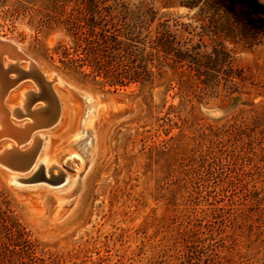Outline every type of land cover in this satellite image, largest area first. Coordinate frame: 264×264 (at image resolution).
<instances>
[{
    "label": "rangeland",
    "instance_id": "374dc122",
    "mask_svg": "<svg viewBox=\"0 0 264 264\" xmlns=\"http://www.w3.org/2000/svg\"><path fill=\"white\" fill-rule=\"evenodd\" d=\"M126 1L152 7L153 34L167 30L193 62L151 84L102 87L60 67L55 47L69 38L43 21V1L0 0V37L68 83L53 82L55 125L33 133L48 144L43 162L0 165V264H264V36L244 39L229 12L242 5L252 14L239 19L264 28V0ZM72 85L94 98L84 111ZM21 89L39 87L20 80L6 108Z\"/></svg>",
    "mask_w": 264,
    "mask_h": 264
},
{
    "label": "trees",
    "instance_id": "16d2710c",
    "mask_svg": "<svg viewBox=\"0 0 264 264\" xmlns=\"http://www.w3.org/2000/svg\"><path fill=\"white\" fill-rule=\"evenodd\" d=\"M41 1L44 2L43 21L49 26L62 25L69 38L68 42L59 41L55 47L60 67L98 80L102 87L118 89L131 84H151L155 73L160 74L164 67H182L184 62L194 60L180 46L173 49L167 30L158 37L153 34L156 11L142 3L131 4L126 0ZM197 1L190 0L186 4L195 5ZM213 4L230 9L226 0H217ZM229 12L243 24L239 33L244 39L264 36V28L253 27L252 20L242 22L239 19L242 15L252 14L242 5L237 12L232 9ZM8 230L15 239L23 238L18 231Z\"/></svg>",
    "mask_w": 264,
    "mask_h": 264
},
{
    "label": "water",
    "instance_id": "95a60500",
    "mask_svg": "<svg viewBox=\"0 0 264 264\" xmlns=\"http://www.w3.org/2000/svg\"><path fill=\"white\" fill-rule=\"evenodd\" d=\"M6 57L9 58L4 67L3 64ZM20 60H27L28 67L25 69L21 67L19 65ZM0 71H3L2 73L4 76V81L0 82L4 84L2 85L3 88L0 96L2 102L9 89L24 78L35 80L39 87L37 92L31 90L25 91L23 93L24 99H22L21 107H12L11 115L7 116L8 120L6 121V127L3 124V126L0 125V138L6 137L15 141V145L10 144L9 147H2L0 149V165L13 171H26L28 170L29 163H17L16 158L18 156L15 154L20 152L23 157L18 158L25 159V154H27V152L25 153L20 150V145L27 142L29 135L33 134L36 129L50 128L57 122L60 113V103L57 93L53 89V82L63 86H68V83L53 72L51 73L50 79H47L44 75L45 72L41 71L37 65L15 45L14 42L1 37ZM72 86L71 89L82 96L81 90ZM38 100L42 101L43 105L31 109L33 103ZM22 117L29 118L20 123L12 119H20ZM16 134L17 136H14ZM32 159L30 161H32Z\"/></svg>",
    "mask_w": 264,
    "mask_h": 264
},
{
    "label": "bare ground",
    "instance_id": "6f19581e",
    "mask_svg": "<svg viewBox=\"0 0 264 264\" xmlns=\"http://www.w3.org/2000/svg\"><path fill=\"white\" fill-rule=\"evenodd\" d=\"M16 45V44H15ZM17 46V45H16ZM18 47V46H17ZM19 48V47H18ZM7 58V57H6ZM8 61V60H7ZM22 61V60H21ZM25 61V60H24ZM6 64H7V62L6 63H4L3 64V66L5 67L6 66ZM28 66L26 65V66H23V68L25 69V68H27ZM3 71H0V82L1 81H4L3 80V78H4V76H3V73H2ZM44 75H45V73H44ZM48 79H50V77H51V74L49 75V76H46ZM58 84V83H57ZM2 85H4L3 83H0V96H1V92H2V88H3V86ZM22 90V89H21ZM55 90V89H54ZM21 93H20V97H18L17 99H18V105L17 106H19V107H21L20 106V104H21V102H22V98H21V96H23V90L22 91H20ZM57 93V92H56ZM81 93H82V97H83V100H84V102L86 101V100H88V103L86 102V105H84L85 107H84V109H83V111L85 110V108L86 107H88L89 105H91V104H93L92 102L94 101V98H92L91 96H90V94H87V92L86 91H84L83 89H81ZM59 94L57 93V96H58ZM58 99H59V96H58ZM93 100V101H92ZM74 101V100H73ZM13 103V102H12ZM60 103V102H59ZM77 103V102H76ZM80 104V103H79ZM83 104V103H82ZM79 106V105H78ZM12 107H14V106H11L10 108H6L5 107V105H4V103L2 102V100H1V98H0V125L1 126H5L6 127V121L8 120V117L7 116H10L11 115V109H12ZM77 107V106H76ZM80 110V109H79ZM83 111L80 113V115H79V117H78V123L79 124H81V121H82V118H83ZM60 113H62L61 112V104H60ZM60 113H59V116H60ZM86 114V113H85ZM59 119V118H58ZM3 124V125H2ZM55 125V124H54ZM76 133H78V131L76 130ZM14 136H17V134L16 135H14ZM37 137H39V139H40V145H39V148L37 147L35 150H34V152L32 151V152H30V151H28L27 152V154H25V159L23 158V159H20V158H18V157H23V155H21L22 153H20V152H18L17 154H15L16 156H18L17 158H16V161H17V163H29V167H28V169L32 166V164L35 162V161H37V163H38V165L37 166H39V164H41L42 162H43V158H44V155L46 154L45 152H46V148H47V143H42V141L44 142V140L42 139V137L39 135V133H37V134H31V135H29V137L27 138V140L29 141L30 139H33V140H35ZM35 143L37 144V142L35 141ZM10 144H13V145H15V141H12V140H9V141H7L6 142V144L3 146V147H9V145ZM43 145V146H42ZM36 147V146H35ZM31 148H33V147H31ZM30 150V149H29ZM33 150V149H32ZM43 152V154H42V152ZM41 152V154H42V156H41V154H40V157H38L39 156V153ZM38 157V158H37ZM33 158V159H32ZM32 159V161H30ZM30 161V162H29ZM41 162V163H40ZM45 168H47V167H45ZM60 169V168H59ZM36 170V169H35ZM48 170V169H47ZM8 178H9V181H15V182H18V181H21V179H20V177H19V175L18 174H9V176H8Z\"/></svg>",
    "mask_w": 264,
    "mask_h": 264
}]
</instances>
